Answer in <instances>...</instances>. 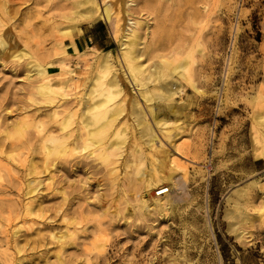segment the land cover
<instances>
[{
	"label": "rangeland",
	"instance_id": "1",
	"mask_svg": "<svg viewBox=\"0 0 264 264\" xmlns=\"http://www.w3.org/2000/svg\"><path fill=\"white\" fill-rule=\"evenodd\" d=\"M98 1L102 10L110 7L111 22L84 24L87 5L77 0H0V39L11 29L20 51L29 52L0 55V264H56L59 251L67 264H264V158L255 156L252 126V117L264 115V0ZM68 27L69 38L61 32ZM129 27L138 29L137 60L147 70L160 61L172 71L190 60L187 73L162 78L173 98L158 96L152 80L136 85L127 76L118 54ZM75 40L93 55L65 47ZM106 51L127 95L114 126L127 137H118L120 164L116 157L114 166L105 162L82 139L46 161L43 137H62L76 124L61 132L53 93L40 91L28 61L41 62L55 80L66 76L65 58L82 81ZM84 91L69 88L68 101L76 105ZM150 152L165 161V175L175 171L161 208L152 200L164 195L156 194L162 185L143 188ZM235 201L248 222L235 213Z\"/></svg>",
	"mask_w": 264,
	"mask_h": 264
},
{
	"label": "bare ground",
	"instance_id": "2",
	"mask_svg": "<svg viewBox=\"0 0 264 264\" xmlns=\"http://www.w3.org/2000/svg\"><path fill=\"white\" fill-rule=\"evenodd\" d=\"M77 1H78V3H84L85 5H87V7L85 9V14L83 15L84 18H82L84 24H92V23H94L100 19H104L107 22H111L114 19V18H112V13H111L110 7L104 6L105 8L102 10L100 5H99L98 0H77ZM5 15H4V18H5ZM137 30L138 29H136V28H130V27L128 28L129 32L126 33V39L123 40V43L121 45V49H120L119 54H118V60H119L120 64L122 65V67H124V69L126 70L127 76L133 80L134 84L145 85V84H147L148 81L152 80L155 83L154 89L157 90L156 94L158 96H160V97H162V96H166V97L173 96L174 91L171 89V86H170L171 84L167 81L168 79L166 78V81H162V78L168 77V76H169V78L173 77L175 75V73H177V70H179V69L182 70L183 72L187 73L189 71L190 60L189 59L188 60L183 59L182 61L178 62L172 68V71H168L166 69V67L164 66V64L160 61H159V64H161L160 67H158V68L156 67L153 70H151V69L147 70L148 68L145 67L147 65H140L138 60H137V57H138V53H137V40H138ZM77 31L79 33L82 32V30L79 27L77 28ZM61 32L63 35H65L69 38V37H71V35H73V28L68 27L66 29L61 30ZM65 47L66 48H69V47L74 48V52L76 54H80V55H85V54L92 52L91 47H89L87 50L85 49L84 51L77 49V47L75 46V44L72 41H70V44H66ZM19 48H20L19 45H17V43L15 42V35L13 34L11 29H8L4 33L3 37L0 39V55H4L6 57H13V58H19L20 57L21 58V57L29 54V52L26 51L25 49L20 51ZM60 63L64 65L61 72L66 76L62 79H55V80H50L49 75H48V69L43 67L42 63L39 62L38 60H29L27 63L29 67H31V68L33 67V71H35L37 77H39L38 88L40 89V91L43 94H46L49 90H51V92L53 93V96H52L53 100L51 101L52 102L51 105L53 106V104H54V107H55V109L53 111V118L55 119L56 124H58L59 127L61 128V132L66 131L71 124H76L75 128H72V125L70 126L71 129H73V130L70 129L71 131L68 130V132H63V135H61L62 137H56L55 135L52 134V132L46 134L43 137V145H41V146H43V148L41 146L40 147L42 148V150L44 149V151L46 152V157H47V158H45L46 161L50 160L54 154L65 151L67 149L68 145H70V143L82 139L86 145L88 143L89 145L96 147V150H97L96 153H98L99 156L105 162H107V161L112 162V165L114 166L115 162L113 160V157L114 158L116 157V159H117L119 156H121L120 152H118L119 155L118 154L116 156L114 155V153L116 152L115 149L116 148L120 149V147L122 145V142L120 141L121 139L118 140L119 139L118 137L125 134L124 131L119 130L120 128L115 129L114 126L117 123L118 119L125 112V100L127 98L126 97L127 95H126V90L123 86L122 80L119 77L116 64H114V61L112 60L111 52L106 51L102 55L96 56L95 62L92 65H90L91 72H93L92 76L91 77L86 76L82 81H78L77 77L75 76V74L77 73V70L75 68H72V67L69 68L67 66L68 65L67 59L61 58ZM53 64H55V62H53ZM155 65H157L156 62H155ZM84 87H85V91L83 94V98H81V100L76 105L73 106V104H75L74 103L75 99H74L73 103H72V101L69 102L68 100L71 99V97H69L70 95L66 91L69 88H73L74 92L76 94H78V93H80V89L84 88ZM150 92L151 91L148 88H145L143 90L142 94L144 95V97L146 99L151 100L150 99L151 95H149ZM171 98H173V97H171ZM170 100H172V99H169V101ZM126 102H127V100H126ZM133 102H134V100H133ZM135 107L136 106H134V108ZM139 107L142 109L141 105ZM140 108H138V109H140ZM134 110H136V109H134ZM140 112H138V113L141 114ZM139 117H141V116H139ZM142 117H143V115H142ZM252 118H254L252 126H253V130L255 132V137H254L255 156L258 159L262 158V157L264 158V115H261L258 113ZM51 121L54 122L53 120H51ZM141 121H143V120H141ZM121 124L122 123H120V125ZM147 125H145L147 128L144 127V128H146V130L144 132H145L146 136L150 137L149 142L152 143L154 140L155 134L152 131V128H150V126L149 125L147 126ZM36 127L38 128V126H36ZM45 128H44V131H45ZM38 129H37V131H39ZM42 130L43 129H40V131H42ZM0 132H2V131H0ZM37 133H39V132H37ZM123 136H125V135H123ZM38 137H40V136H38ZM124 138H122V139H124ZM26 139H28V138H26ZM49 140H50V142L52 141V143L57 142L58 144L53 148L47 147L46 142ZM125 140H123L124 144H126V142H127V140H126V142H125ZM23 141H25V140H23ZM70 141H72V142H70ZM36 143H38V142H36ZM124 144H123V146H124ZM131 144H133V143H131ZM72 146H71V148H73L74 150L77 149V147H75V144H74V147H72ZM81 146L83 147L84 145H81ZM139 146L140 145H138V147ZM131 147H135V146L132 145ZM131 147H128V148L130 149ZM154 147H156V145ZM71 148H70V150L72 151ZM151 148H150V150H151ZM123 149H125V148H123ZM139 149H141V147ZM130 151H131V149H130ZM72 152L74 154V151H72ZM75 152H77V151H75ZM131 152H133V151H131ZM135 154L136 155H133V156L138 155L137 153H135ZM148 154H149V152H148ZM160 154H162V153H160ZM70 155H71V153H70ZM151 155H152V153H151ZM140 156H141V152H140ZM152 157H153V155H152ZM118 159L120 160V157ZM131 159H132V157H131ZM147 159H148V157H147ZM56 160H58L57 157H56ZM119 160L116 163H119ZM149 162H150V164L152 163L151 164L152 167L150 165V168H152V169L147 174V178L143 181V184H144L143 188H146L145 190L149 191L150 189H153L154 187H157L158 185H162L160 187V189L158 190V192L156 191V194L157 195L164 194V195L161 197H155V198H153V200L151 199L152 203L159 207V205H161V199L167 198L170 194V190L173 187L171 179H172L175 171L173 172V170H170L172 172L165 175L164 174L165 168H166L165 167V161H158L157 162V158L154 159V157H153L152 162L151 161H149ZM135 163H137V162H135ZM51 164H56V163L55 162L52 163V161H51L50 165ZM58 164L59 163H57V165ZM140 164H142V163H140ZM110 165H111V163H110ZM124 165H127V163ZM136 165L139 166V163ZM129 166L130 165L125 166V167H127V169H129L128 168ZM132 166H130V167H132ZM171 166L172 165H170V167ZM144 169L145 168L143 167V170ZM172 169H174V168L172 167ZM139 170H140V168L137 167L136 171H139ZM143 170H142V172H143ZM129 171L131 172V170H129ZM142 172H141V174H144V172L143 173ZM181 172H183V171H181ZM113 174H115V173L113 172ZM141 174H140V176H141ZM115 176H117V175H115ZM127 178H129V177H127ZM114 179H116V178H114ZM164 182L166 184L163 185ZM34 183H36V180ZM135 183H138V182L136 181ZM135 186L137 189L138 186L136 184H135ZM36 189H37V187H33L30 189L29 192L33 193L34 191H36ZM139 193L141 194V192H139ZM139 193H137V195H139ZM139 197H140V195H139ZM140 201H141L142 205L140 204ZM140 201H139V204L141 206L145 207L148 205V200L144 197V195L141 196ZM235 202H237V201H235ZM152 203H151V205H152ZM163 206H164V204H163ZM139 208H141V207H139ZM159 208H161V207H159ZM31 209H32L31 206L28 205V209L26 211L29 213L28 215H30L32 213ZM140 213L142 214V212H140ZM235 213H237V215L240 219H243L245 221L248 220V219L244 218V214L241 211V207H240L239 202L236 203ZM53 237L56 238V236H53ZM56 239H58V238H56ZM62 257H63V253H61V251H59L57 253L58 262L56 264H67L66 262H64L65 260H63Z\"/></svg>",
	"mask_w": 264,
	"mask_h": 264
},
{
	"label": "crops",
	"instance_id": "3",
	"mask_svg": "<svg viewBox=\"0 0 264 264\" xmlns=\"http://www.w3.org/2000/svg\"><path fill=\"white\" fill-rule=\"evenodd\" d=\"M75 45L77 46L78 49H80V46L83 45L82 41L75 40ZM74 49V48H73Z\"/></svg>",
	"mask_w": 264,
	"mask_h": 264
}]
</instances>
